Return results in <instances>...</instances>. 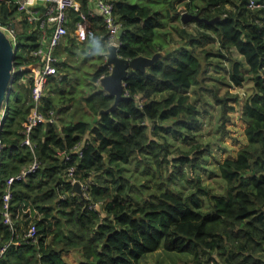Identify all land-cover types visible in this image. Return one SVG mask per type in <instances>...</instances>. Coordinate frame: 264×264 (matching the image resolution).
<instances>
[{"label": "trees", "instance_id": "16d2710c", "mask_svg": "<svg viewBox=\"0 0 264 264\" xmlns=\"http://www.w3.org/2000/svg\"><path fill=\"white\" fill-rule=\"evenodd\" d=\"M75 1L80 8L69 12L70 34L64 41L79 49L70 50L74 58L84 56L92 68L89 94L74 98L64 92L68 76L59 75L69 65L56 56L58 75L48 81L42 109L46 115L54 112L56 123L36 127L32 151L23 146V126L33 103L32 78L22 79L31 76L30 70L14 76L1 131L6 150L0 167V252L9 247L0 256V264H69L65 256L73 253L81 257L78 264H144L159 251L187 255L189 260L183 264H264L261 12L248 9L247 0H108L123 30L119 57L163 56L146 73L130 72L126 98L114 111L99 116L115 99L97 85L110 73L104 66L105 54L97 51L101 47L107 52L106 29L103 19L96 17L93 35L79 43L75 30L80 15L91 8L89 0ZM15 11L13 5H0V22L4 24ZM184 13L218 20L214 25L195 20L184 23ZM19 42L23 44L17 52L16 70L33 65L32 54L40 46L37 32L21 34ZM234 53L243 61L234 59ZM210 67L217 73L223 71L236 88L248 81L252 84L241 112L247 143L235 159L218 167L225 183L223 194L203 186L197 175L212 146L193 142L205 114L197 104L205 109L207 103L200 95L192 102L191 92L200 87ZM216 99L226 124L228 114L236 112L238 97ZM168 137L185 138L194 145L172 154ZM80 145L81 154L73 153ZM61 152L70 154L71 161L64 162ZM35 159L40 168L11 187L12 233L4 219L7 181ZM139 165L156 173L141 179L128 173L129 166ZM71 168L75 169L73 177L69 176ZM175 176L178 181L185 178L193 190L187 195L175 190ZM72 180L87 186L86 200L76 195ZM151 182L156 187L148 194ZM31 226L37 228L34 241L24 238Z\"/></svg>", "mask_w": 264, "mask_h": 264}, {"label": "built area", "instance_id": "2783aa9c", "mask_svg": "<svg viewBox=\"0 0 264 264\" xmlns=\"http://www.w3.org/2000/svg\"><path fill=\"white\" fill-rule=\"evenodd\" d=\"M248 9L252 11H260L261 19L264 23V0H247ZM90 5H94V11H90L88 14L80 15V23L77 25L76 37L80 42L87 40L88 35L91 33L92 20L96 17H101L106 29L107 44L109 46H116L119 50L121 43L119 40L120 25L115 18V7L108 0H89ZM0 5L15 6L17 16L15 19H9L4 24L0 22V29L10 39L14 48H19V38L16 23L22 22L21 15L25 14V21L30 27L29 33L33 34L37 32L39 48L33 52L35 63L33 67L32 77V90L31 100L33 103L31 112L24 124V141L23 146L30 148L32 151L34 145L31 141L32 134L36 127L40 124L47 122L56 123V115L54 112L45 114L42 110L43 100L46 96V90L48 81L54 76L58 75V58H56V51L60 44L64 42L65 38L70 34V10L79 11V4L75 0H0ZM43 6V10H40V6ZM21 18V19H20ZM26 69L25 66H21L19 70H14V74L20 73ZM6 116V106L0 114V167L2 164V157L6 150V144L4 143L1 131L2 122ZM82 145L76 147L73 153L81 154ZM59 157L64 162L71 161V155L66 152L59 153ZM40 168V163L35 159L32 165L22 171L19 175L10 178L7 181V191L4 196V219L5 224L9 226L12 233L15 232V228L9 213V205L12 200L11 187L15 182L26 181L29 176L35 173ZM75 169H69V176L73 177ZM77 182L72 180V184ZM83 191L87 190V186L82 185ZM37 237L36 226L26 232L24 238L34 241ZM9 245L4 247L0 256H2Z\"/></svg>", "mask_w": 264, "mask_h": 264}, {"label": "rangeland", "instance_id": "374dc122", "mask_svg": "<svg viewBox=\"0 0 264 264\" xmlns=\"http://www.w3.org/2000/svg\"><path fill=\"white\" fill-rule=\"evenodd\" d=\"M22 44L23 42L20 45V52L22 51ZM63 47L57 50L56 56L59 59L67 60L69 68L67 71H62L59 75L62 78L68 76V80L64 83V88L62 86H60V88H63L64 92L72 94V97L80 98L89 94V81L92 68L89 65V62L84 58H74L72 55L73 52L66 54ZM76 49L77 48H73V51ZM234 57L241 59L237 54H235ZM74 65H76V68H74ZM97 66H99V64ZM206 75L207 76L202 78L200 87L194 89V92H191L192 102H195V99H199L200 95L207 103L205 109L201 103L197 104V106H202V111H204L205 114L202 117V128L195 134L196 140L193 142L203 145L210 143L212 146L210 155L201 162L197 175L201 178L203 186L209 187L214 193L223 194L225 192V183L220 178L218 167L225 160L235 159L237 152L247 143L244 134L246 125L242 121L241 112L247 98L251 96L252 84L248 81L243 87L236 88L223 76V71L217 73L212 67H210L209 72ZM48 86L49 85H47V92L50 89ZM215 96L218 97V99L238 97L236 112L228 114L230 121L226 124L223 123L221 106L217 102ZM76 106L77 104L73 106L74 109H76ZM184 139H172L168 137V142L171 147L170 153H177L178 150L188 151L192 144L194 145L193 142H187L184 141ZM154 167L156 168V166ZM127 170L130 175H135L140 179L146 175L150 176L156 173L155 169L148 171L143 165H139L138 167L129 166ZM163 173L165 174V169L163 170ZM175 179L176 180H174L172 184L175 190L182 191L186 195L193 190L192 186L185 178L178 181L177 176H175ZM139 186L141 187L142 183H140ZM155 187V184L151 182L149 188L146 189V192L148 194H153ZM158 189L161 190L163 188L158 187ZM65 257V261L69 264H78L81 259L79 254L76 253ZM186 260H189L187 255L159 251L150 256L144 264H183Z\"/></svg>", "mask_w": 264, "mask_h": 264}, {"label": "water", "instance_id": "95a60500", "mask_svg": "<svg viewBox=\"0 0 264 264\" xmlns=\"http://www.w3.org/2000/svg\"><path fill=\"white\" fill-rule=\"evenodd\" d=\"M192 20L214 25L218 19L206 21V19H202L199 16H192L187 13L182 14V21L184 23H189ZM122 34L123 30L120 29L119 37ZM16 56L17 49L13 47L10 39L0 29V114L8 103L10 87L14 82ZM162 56L163 53H157L151 58L140 56L133 60H126L119 57L116 46H109L105 54L104 66L110 68V73L98 81V86L102 91L109 96H113L115 99L112 107L107 111H101L99 116L114 111L119 103L126 98L125 81L130 72L142 71L146 73ZM73 189L76 195L82 200H86L85 193L79 182L73 184Z\"/></svg>", "mask_w": 264, "mask_h": 264}, {"label": "crops", "instance_id": "0c3cea01", "mask_svg": "<svg viewBox=\"0 0 264 264\" xmlns=\"http://www.w3.org/2000/svg\"><path fill=\"white\" fill-rule=\"evenodd\" d=\"M3 6H5V7H7V8H9L10 6H7V5H3ZM90 8H91V11H94V5H90ZM40 10H43V6L41 5L40 6ZM16 13V11L13 13V14H15ZM16 16H17V13L13 16V17H9L7 20H9V19H15L16 18ZM26 15L25 14H22L21 15V18H22V22H20V23H16V25H17V30H18V34H19V37H20V35L21 34H26L27 36H29V30H30V27L28 26V23L25 21V19H24V17H25ZM20 18V19H21ZM77 29V28H76ZM93 31H94V28H93V25H92V27H91V33H90V35H93L92 33H93ZM89 35V36H90ZM75 36H76V30H75ZM76 39H77V37H76ZM78 41V40H77ZM65 42V43H64ZM63 43V50H64V52L66 53V54H69L70 53V50L71 49H73L74 47H72V46H68V45H66L67 44V41H64ZM79 43H81L80 41H78ZM95 45H97V44H95ZM19 49H21L20 48V43H19V48H18V50ZM75 49V48H74ZM58 50V49H57ZM103 49L101 48V47H99V49H97V51H99V52H101L100 53V55H104V54H106V53H104L103 51H102ZM77 51H79V50H77ZM235 54H237V53H234V55ZM234 55H233V57H234ZM238 55V54H237ZM241 57V56H240ZM82 58H84V56L82 57ZM234 59H237V60H239V61H243V59L241 58V59H239V58H237V57H234ZM31 71H32V69H31ZM29 78L30 77H28V78H26V77H24L23 79H22V82H26L27 80H29ZM98 85V84H97ZM88 93V92H87ZM68 106V105H67ZM43 109V108H42ZM73 109H74V107H72V108H70V110H69V113H71L72 111H73ZM81 113H83V112H81Z\"/></svg>", "mask_w": 264, "mask_h": 264}, {"label": "bare ground", "instance_id": "6f19581e", "mask_svg": "<svg viewBox=\"0 0 264 264\" xmlns=\"http://www.w3.org/2000/svg\"><path fill=\"white\" fill-rule=\"evenodd\" d=\"M31 34V33H30ZM7 36V35H6ZM19 38V37H18ZM63 45V42L60 44V46L58 47V48H60L61 46ZM57 58V57H56ZM59 62V61H58ZM33 66L32 65H30V66H28V67H26V69L24 70V71H21L20 73L21 74H24V73H26L27 71H29L30 70V74H31V76H30V78H32L33 77V72L31 71V68H32ZM14 76H15V74H14ZM54 77H56V76H54ZM29 78V79H30Z\"/></svg>", "mask_w": 264, "mask_h": 264}]
</instances>
